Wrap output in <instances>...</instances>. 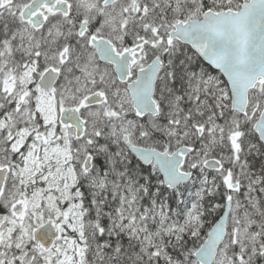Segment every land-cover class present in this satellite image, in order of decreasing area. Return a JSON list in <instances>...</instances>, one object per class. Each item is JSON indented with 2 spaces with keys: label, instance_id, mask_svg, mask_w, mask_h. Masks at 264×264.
Returning a JSON list of instances; mask_svg holds the SVG:
<instances>
[{
  "label": "snow or ice",
  "instance_id": "1",
  "mask_svg": "<svg viewBox=\"0 0 264 264\" xmlns=\"http://www.w3.org/2000/svg\"><path fill=\"white\" fill-rule=\"evenodd\" d=\"M0 264H264V0H0Z\"/></svg>",
  "mask_w": 264,
  "mask_h": 264
}]
</instances>
